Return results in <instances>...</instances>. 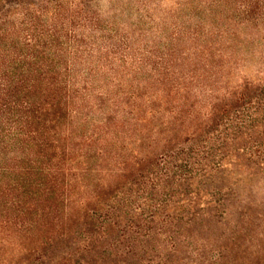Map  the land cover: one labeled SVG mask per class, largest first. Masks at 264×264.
Masks as SVG:
<instances>
[{
    "label": "trees",
    "instance_id": "1",
    "mask_svg": "<svg viewBox=\"0 0 264 264\" xmlns=\"http://www.w3.org/2000/svg\"><path fill=\"white\" fill-rule=\"evenodd\" d=\"M260 38L264 0H0V264L254 254Z\"/></svg>",
    "mask_w": 264,
    "mask_h": 264
},
{
    "label": "rangeland",
    "instance_id": "2",
    "mask_svg": "<svg viewBox=\"0 0 264 264\" xmlns=\"http://www.w3.org/2000/svg\"><path fill=\"white\" fill-rule=\"evenodd\" d=\"M103 4L105 5L104 1ZM259 43L260 48L257 52H259L260 54L256 55L255 57H253V55L249 56L250 62L244 65L243 68H239V70L243 71L247 75H255L254 73L256 72V69L264 72L263 38H260ZM241 171L242 172L240 173L239 169L237 168L231 175H227L224 173L220 174V177L224 182H231L233 195L235 194L236 196V198L234 199L236 200V206L246 207L247 204L251 201L250 206H252L253 208V215L255 216L257 213H259L261 214V217L259 221L252 219L249 229H244L245 233L248 231L250 236H252V243L257 245V251L252 255L250 254L249 257L243 259V261L239 262L238 264H264V175H254L251 172L247 173L244 170ZM235 208L236 207H229L230 215L228 218V224L230 226H233L234 224H236L237 226L240 225V223L236 221L237 217ZM224 254L227 255L226 252Z\"/></svg>",
    "mask_w": 264,
    "mask_h": 264
}]
</instances>
